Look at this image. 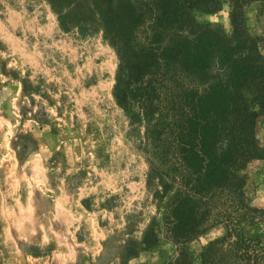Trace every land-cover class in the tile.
<instances>
[{
    "label": "rangeland",
    "instance_id": "374dc122",
    "mask_svg": "<svg viewBox=\"0 0 264 264\" xmlns=\"http://www.w3.org/2000/svg\"><path fill=\"white\" fill-rule=\"evenodd\" d=\"M145 0H0V264H167L164 213L178 179L159 168V116L139 100ZM247 36L264 59V1L245 0ZM193 12L228 40L229 0ZM243 91L238 135L254 211L246 237L264 240V86ZM258 96H261L258 97ZM226 234L199 236L201 254Z\"/></svg>",
    "mask_w": 264,
    "mask_h": 264
},
{
    "label": "trees",
    "instance_id": "16d2710c",
    "mask_svg": "<svg viewBox=\"0 0 264 264\" xmlns=\"http://www.w3.org/2000/svg\"><path fill=\"white\" fill-rule=\"evenodd\" d=\"M259 1V0H249ZM264 1V0H260ZM228 40L201 32L193 12L215 14L222 0H145V79L139 100L159 116L156 165L178 179L168 201L166 239L176 249L167 264H195L190 245L224 226L226 234L201 254L200 264H264V240L246 237L254 211L246 197L253 143L238 135L243 91L264 86V59L247 36L241 10L229 0ZM261 98V96H258Z\"/></svg>",
    "mask_w": 264,
    "mask_h": 264
}]
</instances>
